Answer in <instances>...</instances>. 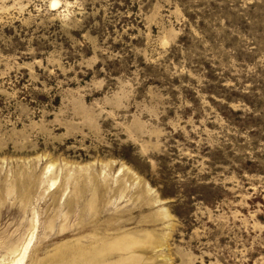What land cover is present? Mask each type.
Here are the masks:
<instances>
[{
	"label": "rangeland",
	"instance_id": "rangeland-1",
	"mask_svg": "<svg viewBox=\"0 0 264 264\" xmlns=\"http://www.w3.org/2000/svg\"><path fill=\"white\" fill-rule=\"evenodd\" d=\"M32 233L24 264H264V0H0V264Z\"/></svg>",
	"mask_w": 264,
	"mask_h": 264
},
{
	"label": "bare ground",
	"instance_id": "bare-ground-1",
	"mask_svg": "<svg viewBox=\"0 0 264 264\" xmlns=\"http://www.w3.org/2000/svg\"><path fill=\"white\" fill-rule=\"evenodd\" d=\"M32 238H33V233L31 234L30 238H28V242L26 243H22V248H20V250L18 251V255L13 258L10 262H8L7 264H24V260H25V257H26V254H27V251H28V248H29V245L32 241ZM120 242V241H119ZM105 245V244H103ZM100 246V245H99ZM98 247V246H97ZM121 249V248H120ZM98 252H99V249H98ZM103 252V251H102ZM63 255V254H62ZM59 259V258H58ZM107 260V259H106ZM64 261V260H63ZM83 264V263H82ZM85 264V263H84ZM123 264V263H122Z\"/></svg>",
	"mask_w": 264,
	"mask_h": 264
}]
</instances>
